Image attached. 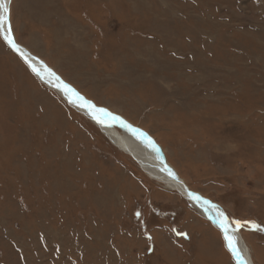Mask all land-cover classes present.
I'll list each match as a JSON object with an SVG mask.
<instances>
[{
    "label": "rangeland",
    "instance_id": "rangeland-1",
    "mask_svg": "<svg viewBox=\"0 0 264 264\" xmlns=\"http://www.w3.org/2000/svg\"><path fill=\"white\" fill-rule=\"evenodd\" d=\"M10 22L20 46L151 137L230 223L264 227V0H13ZM238 232L264 264V232ZM0 264L235 262L183 195L0 36Z\"/></svg>",
    "mask_w": 264,
    "mask_h": 264
},
{
    "label": "bare ground",
    "instance_id": "bare-ground-1",
    "mask_svg": "<svg viewBox=\"0 0 264 264\" xmlns=\"http://www.w3.org/2000/svg\"><path fill=\"white\" fill-rule=\"evenodd\" d=\"M13 0H0V4H4L8 8V23H5L3 25V31L0 32V36L2 40L5 42V44L9 47L11 51H13L19 58H21L28 66L31 65L30 69L34 73L36 79L40 81L45 87H47L49 90L56 93L60 98L67 103L74 111L79 113L81 116H83L85 119H87L91 124H93L111 143L112 145L117 148L120 152L124 153L125 155L132 158L138 165V167L147 174L151 179L156 180L157 182H160L164 188L176 191L184 196V198L189 202L191 208H193L197 214L202 217L203 219L210 222V224L220 232L223 244L225 249H227L226 242L223 239V231L219 226V223L217 221V217L219 212H224L219 208L217 204L214 202L204 198L201 194L194 192L197 196H200L199 200L194 199L191 195H189V187L184 183L183 179L180 177V175L177 173V171L173 168V166L170 165V163L167 161L164 151L161 148L160 145H158L151 137L147 136L151 139L153 143L149 144L145 138L139 137L137 134H133L127 127H122L119 121H113L108 118H103L100 116L99 113H96V119L93 118L92 110L89 109L86 104V102H89L93 104L92 102L88 101L87 98L84 97L80 92H78L75 88L61 80L60 76H58L55 72H53L42 60L32 56L24 47L23 49L16 51L13 49V47L7 42V40L4 38L8 34V28L9 25L11 26L10 22V12L12 8ZM3 9L0 8V15H3ZM12 29V26H11ZM12 39L14 43L17 46H20L17 41L15 40L14 33L12 32ZM22 47V46H20ZM39 61H38V60ZM33 68H35V71H33ZM55 73L54 76H50L48 74V71ZM39 73V74H37ZM57 77L59 78L57 80ZM63 85H68L71 89L74 90V92H68L63 88ZM81 95L83 96V100L79 99ZM94 105V104H93ZM97 109H101V107H98L95 105ZM105 109V108H102ZM107 112L111 113L112 115L120 117L121 120L125 122V124L131 125L132 128H135L137 130H140L136 127H134L132 124H130L128 121H126L123 117L116 115L109 110L105 109ZM100 122H97V121ZM117 127V128H115ZM141 131V130H140ZM143 132V131H141ZM144 133V132H143ZM153 144H156L159 146L162 150V153L164 154V158L161 157V153L153 147ZM168 166L169 170L172 174H175L177 179L181 182H178L176 179H174L173 175L169 173V171L166 169L165 166ZM182 183V184H181ZM187 187V189H185ZM193 192V191H191ZM204 201H207L208 203L205 204ZM210 205L215 206V211L210 207ZM224 216H226L224 214ZM227 217V216H226ZM228 227L231 230L234 228L231 223L228 220ZM230 234L231 233L230 231ZM234 239L236 241L237 248L239 250V253L244 261L247 262V264H253L250 256L249 248L242 238L241 234L236 231L234 234ZM228 253L231 255L232 259L234 260L235 264H237L236 258L228 251Z\"/></svg>",
    "mask_w": 264,
    "mask_h": 264
},
{
    "label": "snow or ice",
    "instance_id": "snow-or-ice-1",
    "mask_svg": "<svg viewBox=\"0 0 264 264\" xmlns=\"http://www.w3.org/2000/svg\"><path fill=\"white\" fill-rule=\"evenodd\" d=\"M0 8L3 9V12L4 14L3 15H0V32L3 31V25L5 23H8V8L6 5L4 4H0ZM7 42L13 47L14 50L16 51H19V49L17 48L16 44L14 43L13 39H12V29H11V26L9 25V28H8V34L4 37ZM30 67H32L31 65H29ZM33 71H35V68H33ZM48 71V74L50 76H54L55 73H52L50 72V70H47ZM39 74V73H37ZM59 78L57 77V80ZM63 88L65 90H67L68 92H74L73 89H71L68 85H63ZM78 96V94H76ZM79 99L83 100L82 97H79ZM85 104L86 106L92 110V115H93V118L96 119V113H99L101 117L103 118H108L110 120H113V121H119L121 126L122 127H127L131 132H133V134H137L139 137H142V138H145L147 140V142L149 144L152 143V141L150 139L147 138V135L143 132H139L137 129L135 128H132L131 125H128V124H125V122L123 120L120 119V117L118 116H115V115H112L111 113L107 112L105 109H97L95 107V105L89 103V102H86L85 101ZM97 122H100L99 120ZM154 147V145H153ZM169 173L171 175H174L170 172L169 170ZM194 199L196 200H199L200 197H193ZM205 204H207L208 202L207 201H204ZM210 207L215 211V206L214 205H210ZM137 215H139V213H137ZM217 221L219 223V226L220 228L222 229L223 231V239L224 241L226 242V245H227V249L230 253H232V255L236 258V261H237V264H247L246 261H244L239 253V250L237 248V245H236V241L234 239V233L236 231H239L241 228H243L245 225H250V227L255 230V231H260V232H264V227H261L259 224H255V223H252L250 221H240V220H232L231 223L235 226L234 228H232L231 230L229 229L228 227V218L226 216H224V214L222 212H219L218 214V217H217ZM230 231L231 233L233 234H230ZM181 235H184L183 233H180Z\"/></svg>",
    "mask_w": 264,
    "mask_h": 264
},
{
    "label": "water",
    "instance_id": "water-1",
    "mask_svg": "<svg viewBox=\"0 0 264 264\" xmlns=\"http://www.w3.org/2000/svg\"><path fill=\"white\" fill-rule=\"evenodd\" d=\"M16 46H17V45H16ZM17 48H18L19 50L23 49V47H20V46H17ZM37 60H38V59H37ZM38 61H39V60H38ZM81 97L83 98L82 95H81ZM138 131L141 132L140 130H138ZM147 138L150 139L148 136H147ZM150 140H151V139H150ZM152 143H153V142H152ZM153 145H154L155 149H157V150L161 153V157L164 158V154L162 153L161 148H160L159 146H157L156 144H153ZM165 167H166V169L169 171L168 166L166 165ZM170 172H171V171H170ZM173 177H174V179H176L178 182H181L180 180L177 179V177H176L175 174L173 175ZM181 184H182V183H181ZM185 189H187V187H186ZM188 192H189V195H191L192 197H197V195H196L194 192H191V191H189V190H188ZM198 197H200V196H198Z\"/></svg>",
    "mask_w": 264,
    "mask_h": 264
},
{
    "label": "crops",
    "instance_id": "crops-1",
    "mask_svg": "<svg viewBox=\"0 0 264 264\" xmlns=\"http://www.w3.org/2000/svg\"><path fill=\"white\" fill-rule=\"evenodd\" d=\"M59 76V75H58ZM61 78V77H60ZM62 79V78H61ZM63 80V79H62ZM51 91V90H50Z\"/></svg>",
    "mask_w": 264,
    "mask_h": 264
}]
</instances>
